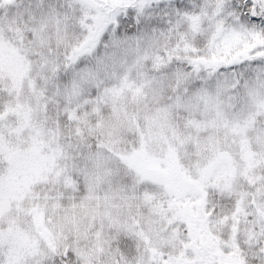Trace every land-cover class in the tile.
Listing matches in <instances>:
<instances>
[{"label": "snow or ice", "instance_id": "obj_1", "mask_svg": "<svg viewBox=\"0 0 264 264\" xmlns=\"http://www.w3.org/2000/svg\"><path fill=\"white\" fill-rule=\"evenodd\" d=\"M0 264H264V0H0Z\"/></svg>", "mask_w": 264, "mask_h": 264}]
</instances>
